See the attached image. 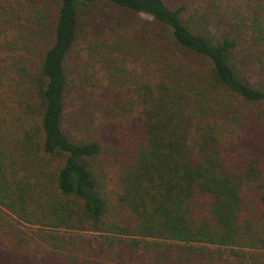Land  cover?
<instances>
[{"label": "trees", "instance_id": "obj_1", "mask_svg": "<svg viewBox=\"0 0 264 264\" xmlns=\"http://www.w3.org/2000/svg\"><path fill=\"white\" fill-rule=\"evenodd\" d=\"M0 264H264V0H0Z\"/></svg>", "mask_w": 264, "mask_h": 264}, {"label": "rangeland", "instance_id": "obj_2", "mask_svg": "<svg viewBox=\"0 0 264 264\" xmlns=\"http://www.w3.org/2000/svg\"><path fill=\"white\" fill-rule=\"evenodd\" d=\"M105 10H108V9H105ZM108 13H110V12H108ZM69 115H68V113H65V119H64V128L65 129H68L69 128ZM10 217L12 218V219H15L13 216H11L10 215ZM22 225H24V224H22ZM26 226V227H25ZM24 227L25 228H32V227H30V226H27V225H24ZM61 233H66V234H72V235H75V234H81V235H84L85 233H77V232H66L65 230H63V229H60L59 230ZM229 251H230V249H227V253H229Z\"/></svg>", "mask_w": 264, "mask_h": 264}]
</instances>
